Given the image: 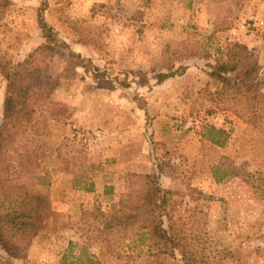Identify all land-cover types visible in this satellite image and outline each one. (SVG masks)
I'll list each match as a JSON object with an SVG mask.
<instances>
[{"label":"rangeland","instance_id":"rangeland-1","mask_svg":"<svg viewBox=\"0 0 264 264\" xmlns=\"http://www.w3.org/2000/svg\"><path fill=\"white\" fill-rule=\"evenodd\" d=\"M3 1L0 59L28 61L17 69L35 99L25 138L44 152L22 180L48 205L11 263L264 264V105L243 101L247 122L238 118L237 97L208 76L243 34L256 37L264 79V0ZM40 9L66 48H41ZM249 18L252 32L229 33ZM161 73L174 76L158 82ZM6 85L0 73V125ZM153 171L171 192L165 223L178 247L156 253L136 227L107 245L96 212L139 188L133 175Z\"/></svg>","mask_w":264,"mask_h":264},{"label":"trees","instance_id":"trees-1","mask_svg":"<svg viewBox=\"0 0 264 264\" xmlns=\"http://www.w3.org/2000/svg\"><path fill=\"white\" fill-rule=\"evenodd\" d=\"M3 5L5 1L0 3V7ZM42 11L40 9L37 12L38 28L44 39V46L41 48H66L67 45L58 38L57 32L45 21ZM255 52L253 48L234 42L214 65L209 66L208 76L218 81L221 89H226V93L231 92L237 97L240 105L234 108L233 113L244 121L241 102L264 105V79H260L261 66ZM69 56L74 57L72 54ZM27 63L26 60L12 67L10 62L0 59V73L7 82L3 122L0 125V264H12V259H20L23 249L19 240L28 236L48 216L45 194L35 189L32 182L26 184L22 180L33 179L44 155L40 144L33 141L32 136L28 140L25 138V132L33 128L31 123L34 113L32 106L26 101L34 99V95H28L30 89L22 83L27 77L17 69L23 67L26 70ZM173 76L174 73H161L156 79L163 82ZM124 85L128 87L129 84L125 81ZM49 115L54 120L61 117L59 111L49 112ZM210 129L223 134L222 130ZM209 141L221 146L224 139L221 142ZM132 177L138 180L139 188L132 187L108 213L101 210L96 212L97 236L108 245L109 237L117 231L136 227L138 236H149L151 249L156 253L172 255L170 251L177 248L178 244L175 243L171 226L165 223V218L169 221L166 209L171 192L160 186L156 171ZM1 254L6 259L2 260Z\"/></svg>","mask_w":264,"mask_h":264},{"label":"crops","instance_id":"crops-1","mask_svg":"<svg viewBox=\"0 0 264 264\" xmlns=\"http://www.w3.org/2000/svg\"><path fill=\"white\" fill-rule=\"evenodd\" d=\"M256 16L258 17V18L256 17L257 19L262 20V23H264V5H262V3L258 6ZM261 27H262V30L264 31V26H261ZM238 37H237V41L246 45L248 48H254L257 45V42H254V39H256V37H253L252 35L244 36L243 34H241L240 37L239 38ZM262 91L264 92V90ZM104 193L105 192L102 191V194Z\"/></svg>","mask_w":264,"mask_h":264},{"label":"built area","instance_id":"built-area-1","mask_svg":"<svg viewBox=\"0 0 264 264\" xmlns=\"http://www.w3.org/2000/svg\"><path fill=\"white\" fill-rule=\"evenodd\" d=\"M254 28V23H253V20L252 18H249L247 20H242L240 22H238L235 26V28L231 29L230 30V34L232 36H236L237 33L239 32H243V33H250L252 32Z\"/></svg>","mask_w":264,"mask_h":264}]
</instances>
